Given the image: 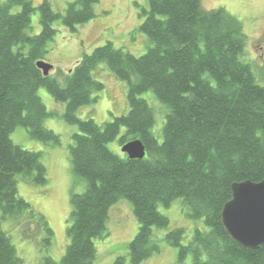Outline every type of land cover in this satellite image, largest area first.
<instances>
[{
    "label": "trees",
    "instance_id": "16d2710c",
    "mask_svg": "<svg viewBox=\"0 0 264 264\" xmlns=\"http://www.w3.org/2000/svg\"><path fill=\"white\" fill-rule=\"evenodd\" d=\"M148 1L150 11L140 27L150 42L147 52L136 57L109 42L85 55L64 77V86L57 75L44 76L37 63L49 53L55 23L76 31L96 18L99 0H76L64 14L47 0L37 7L33 0L0 1V264H25L2 220L23 221L24 237L41 236L45 252L53 244L46 217L18 189L19 181L48 184L43 153L11 141V133L24 127L34 140L60 145L59 136L44 126L51 114L39 97L41 88L66 103L65 121L78 127L70 163L86 182L85 192L71 199L65 254L59 263L46 257L41 264H95V241L109 235V211L120 199L132 204L140 225L128 248L132 264L162 251L154 232L167 229L170 221L159 207L176 201L187 219L202 220L208 228H195L187 243L183 228L165 235V242L178 249V263L192 257L193 264H264V246L240 247L221 222L234 184L264 181V87L245 60L243 24L225 9L205 10L202 0ZM37 11L41 32L31 36ZM101 63L127 83L129 110L97 124L81 120L78 112L104 91L93 77ZM148 91L165 108L162 140L153 133L155 111L140 97ZM117 139L121 146L141 140L146 157L115 155L109 144ZM113 264H126V259Z\"/></svg>",
    "mask_w": 264,
    "mask_h": 264
},
{
    "label": "rangeland",
    "instance_id": "374dc122",
    "mask_svg": "<svg viewBox=\"0 0 264 264\" xmlns=\"http://www.w3.org/2000/svg\"><path fill=\"white\" fill-rule=\"evenodd\" d=\"M44 1L33 0L35 7ZM47 1L55 12L64 14L68 4L76 0ZM202 4L205 10L225 9L242 22L247 35L245 60L258 75L259 85L264 87V50H260L264 47V0H202ZM149 11L148 0H99L96 18L79 26L76 31L72 32L63 27L61 21L56 22L54 26L58 30L57 35L49 43V53L44 61L53 66L50 75H57L64 86V77L74 70L85 55L109 42L113 43L116 49H122L136 57L144 55L150 42L140 27ZM31 20L32 29L29 35L40 34V13L35 12ZM93 77L104 84V91L96 95L98 99L95 103L79 110L78 118L103 124L112 120L111 114L115 117L126 114L129 110L127 83L117 79L106 63L98 66ZM39 97L51 114L45 120L44 126L59 136L60 145H45L34 140L24 127H17L11 133V141L24 150L43 153L42 161L47 169L48 184L35 186L19 181L18 189L19 196L46 217L54 232V239L51 248L45 252L41 236L32 240L24 237L21 230L23 221L19 223L11 218L2 220L3 230L11 237L18 256L25 264H41L46 257H51L58 263L61 261L68 246L66 230L72 210V196L82 194L86 190V182L74 174L70 163V146L73 144V136L79 133V130L77 126L65 121L66 103L57 102L46 88L39 90ZM140 97L155 111L156 125L153 133L162 140V129L166 122L164 106L157 102L152 91ZM109 148L115 155L124 158L119 139L109 144ZM159 212L170 221L167 229H157L154 232L162 251L141 264H193L192 257L178 263V249L167 244L164 237L172 229L183 228L186 234L183 243H187L195 228L204 231L208 228L202 220L187 219L180 201L174 202L168 208L160 206ZM31 228H34V225ZM139 228L132 204L120 199L109 211V235L103 240L95 241V264H113L119 257H124L126 264H132L128 248Z\"/></svg>",
    "mask_w": 264,
    "mask_h": 264
},
{
    "label": "water",
    "instance_id": "95a60500",
    "mask_svg": "<svg viewBox=\"0 0 264 264\" xmlns=\"http://www.w3.org/2000/svg\"><path fill=\"white\" fill-rule=\"evenodd\" d=\"M38 68L49 76L52 65L40 61ZM131 160H143L146 148L141 140H133L121 148ZM232 199L221 213L222 225L228 236L242 248L257 250L264 246V181H245L232 186Z\"/></svg>",
    "mask_w": 264,
    "mask_h": 264
},
{
    "label": "flooded vegetation",
    "instance_id": "af4514ba",
    "mask_svg": "<svg viewBox=\"0 0 264 264\" xmlns=\"http://www.w3.org/2000/svg\"><path fill=\"white\" fill-rule=\"evenodd\" d=\"M260 50H264V47L260 48Z\"/></svg>",
    "mask_w": 264,
    "mask_h": 264
}]
</instances>
